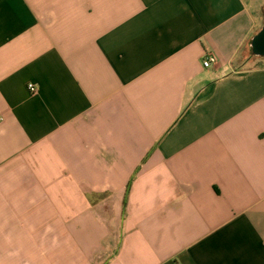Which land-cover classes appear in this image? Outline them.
<instances>
[{
	"label": "crops",
	"instance_id": "obj_1",
	"mask_svg": "<svg viewBox=\"0 0 264 264\" xmlns=\"http://www.w3.org/2000/svg\"><path fill=\"white\" fill-rule=\"evenodd\" d=\"M263 24L246 0H0V264H264Z\"/></svg>",
	"mask_w": 264,
	"mask_h": 264
},
{
	"label": "water",
	"instance_id": "obj_2",
	"mask_svg": "<svg viewBox=\"0 0 264 264\" xmlns=\"http://www.w3.org/2000/svg\"><path fill=\"white\" fill-rule=\"evenodd\" d=\"M250 48L255 57L264 58V24L258 33L252 37Z\"/></svg>",
	"mask_w": 264,
	"mask_h": 264
},
{
	"label": "built area",
	"instance_id": "obj_3",
	"mask_svg": "<svg viewBox=\"0 0 264 264\" xmlns=\"http://www.w3.org/2000/svg\"><path fill=\"white\" fill-rule=\"evenodd\" d=\"M216 62H217L216 56L213 54H208L203 61V66L206 68H209V67L213 66ZM28 88H29L30 92L32 93V95H35L38 93V89H37L36 85H34L33 83H30L28 85Z\"/></svg>",
	"mask_w": 264,
	"mask_h": 264
},
{
	"label": "rangeland",
	"instance_id": "obj_4",
	"mask_svg": "<svg viewBox=\"0 0 264 264\" xmlns=\"http://www.w3.org/2000/svg\"><path fill=\"white\" fill-rule=\"evenodd\" d=\"M246 2L248 3L249 7L253 8V9L258 8L261 5H264V0H246ZM247 54H249V56L252 55L251 53H247ZM261 61L264 62L263 59L262 60L261 59H257L254 63L249 64V65H251V66L252 65H256L255 63H260Z\"/></svg>",
	"mask_w": 264,
	"mask_h": 264
},
{
	"label": "trees",
	"instance_id": "obj_5",
	"mask_svg": "<svg viewBox=\"0 0 264 264\" xmlns=\"http://www.w3.org/2000/svg\"><path fill=\"white\" fill-rule=\"evenodd\" d=\"M245 52H246V54L247 53H251L252 54V51H251V48H250V44L248 43V45H247V47H246V49H245ZM247 57H250V58H258V57H255L253 54L251 55V56H249V54H247ZM131 183V182H130ZM131 185V184H130ZM130 185H129V188H130ZM129 188H128V190H129ZM127 194H128V191H127ZM127 196V195H126Z\"/></svg>",
	"mask_w": 264,
	"mask_h": 264
}]
</instances>
